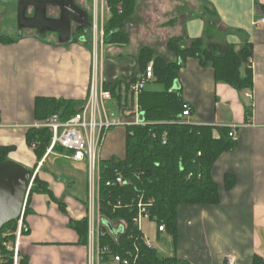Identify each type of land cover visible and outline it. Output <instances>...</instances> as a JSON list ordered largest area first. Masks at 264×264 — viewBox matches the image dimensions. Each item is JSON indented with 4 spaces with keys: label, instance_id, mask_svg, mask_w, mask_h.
<instances>
[{
    "label": "crops",
    "instance_id": "crops-1",
    "mask_svg": "<svg viewBox=\"0 0 264 264\" xmlns=\"http://www.w3.org/2000/svg\"><path fill=\"white\" fill-rule=\"evenodd\" d=\"M75 2L88 13L91 23L98 20V36L91 27L78 33L77 42L60 44L59 35L53 32L42 37L35 29H24L20 37L13 36L12 31H17V0H0V148L16 147L8 160L30 171L36 168L38 159L26 138L29 127L38 122L36 99L85 103L96 60L104 84L114 86L139 77L138 56L144 47L173 61L176 56L167 50V44L177 37L203 38L220 55L232 46L239 50L249 43L253 47L252 64H248L253 71L250 91L238 92L217 83L214 70L202 67L195 59L187 60L181 69L178 87L193 107L194 122L217 129L237 127V140L212 171L220 203L179 208L177 236L175 241L171 236L169 257L176 256L183 264H227V255L235 259L234 264H253L255 256L264 259V24L255 26L264 19V0H136L135 13L124 28L129 43L122 47L101 41L100 31L110 18L108 7L101 14L100 0ZM28 15H33L32 9ZM48 16L58 19L59 10L49 8ZM76 27L74 24L72 31ZM3 39L6 42H1ZM148 88L160 89L153 82ZM116 91L127 102L120 117L128 119L134 112V103L129 106L133 98L125 84ZM111 102L116 106L114 99ZM45 166L46 173L38 176L50 194L30 196L25 218L28 231L21 241L22 261L91 264L89 239L82 243L73 227V222L87 215L88 181L82 194H69L66 184ZM227 175L235 181L230 190Z\"/></svg>",
    "mask_w": 264,
    "mask_h": 264
},
{
    "label": "trees",
    "instance_id": "trees-1",
    "mask_svg": "<svg viewBox=\"0 0 264 264\" xmlns=\"http://www.w3.org/2000/svg\"><path fill=\"white\" fill-rule=\"evenodd\" d=\"M110 12V18L103 28L105 45L125 46L129 43V35L124 31L125 26L133 17L136 0H105ZM122 4L120 12L118 6ZM208 32V30H207ZM76 42L78 39L75 40ZM1 42H6L4 39ZM13 42V40H10ZM167 50L176 56L169 59L157 56L152 49L142 48L138 56V65L144 71L147 65L154 62V81L160 89L147 88L139 97V108L144 114L147 123L142 126H128L124 133L123 155L115 159H104L101 164V212L104 218V237L101 239L102 250L108 249L101 255V264H110L111 258L117 255H126L133 250L134 243L140 246V260L138 264H183L176 256H160L156 249L150 250L144 241L142 233L133 223L134 212L126 208L136 195V189L145 192L148 199L154 201L150 208L151 218L158 226H165L166 233L176 240L178 210L182 206L217 205L220 203L219 186L213 179L212 171L220 156L234 149L236 142L230 137V127L217 129L207 125H189L184 123L182 113L187 103L178 87L181 69L189 59L197 60L202 67H210L215 72L217 83L230 85L238 92L253 89V71L248 68L253 56V47L247 43L239 50L231 47L224 55H220L217 48L206 44L203 38L187 40L177 37L167 44ZM138 77L129 81H118L114 86L104 84L106 90L113 93L116 107L120 111L125 109L127 102H123L118 94L117 87L130 85ZM133 98V97H132ZM84 103L76 101H61L54 98H37L35 102L36 119L44 121L56 113H61L66 120L74 116ZM192 108V113L193 107ZM133 115L130 114L128 118ZM193 115V114H192ZM194 122L193 118L190 119ZM183 121V122H182ZM166 134L167 143L163 137ZM27 144L39 163L45 159L51 146L52 134L47 129L29 128ZM15 146L0 148V164L8 160ZM68 155L70 154L69 151ZM66 150L56 147L54 154L66 157ZM50 156V155H49ZM48 156V157H49ZM47 157V158H48ZM46 158V160H47ZM44 161V164L46 163ZM43 164V165H44ZM35 169L31 170L32 176ZM120 172L130 181L125 187H108L109 180ZM235 185L234 179L227 175V189ZM48 193V185L42 182L37 175L30 196L34 193ZM123 201V208L114 210L113 205ZM112 204V205H110ZM124 222L127 225L126 233L118 242L114 239L112 225ZM17 222L6 225L0 232L16 230ZM73 227L80 236L82 243L87 244L89 239L88 220L73 222ZM21 264H27L21 260ZM188 264V263H185ZM253 264H264V259L255 256Z\"/></svg>",
    "mask_w": 264,
    "mask_h": 264
},
{
    "label": "built area",
    "instance_id": "built-area-1",
    "mask_svg": "<svg viewBox=\"0 0 264 264\" xmlns=\"http://www.w3.org/2000/svg\"><path fill=\"white\" fill-rule=\"evenodd\" d=\"M105 3V0H102ZM118 10L122 12L123 6L120 4ZM98 20L92 23L94 33L98 36L99 28ZM264 24V19L255 23V26ZM100 33V32H99ZM101 41H103V31L100 33ZM252 64V61H250ZM154 62L151 61L146 69L142 71L136 82L130 85V94L135 101L134 112L129 119H118L112 114L110 115L106 103L113 100L111 91H108L104 87V80L101 77L100 65L97 60L93 67L91 84L88 97L84 105L78 110V112L69 119H62L61 113L53 114L44 121H38L31 125L29 128L35 129H47L52 134L51 146L45 156V159L39 163L35 170L32 180L29 185L28 197L22 211L20 218L16 221L17 227L14 231H6L1 235L0 240V264H21V241L24 234L28 231V227L25 221L26 208L30 192L34 186L35 178L39 174L43 167L46 158L54 154L56 147H62L70 154L66 156L67 159L78 163H85L87 165V181H88V208L86 219L89 224V242L92 248L93 255L91 256V264H101V255L108 251L102 250L100 247L101 239L104 237L103 227H105V220L102 217L101 212V164L104 160L103 150L106 141L108 131L116 127H128V126H144L147 123L145 120L140 121V115L143 114L139 108V97L148 88V86L154 81ZM192 108L189 104L184 105L182 116L187 120L184 123L189 125H200L190 119L192 118ZM144 118V114H143ZM183 122V121H182ZM230 137L237 140V127H231ZM164 144L167 143L166 134L163 137ZM36 148V144H33L32 150ZM130 184V181L125 177L123 173L117 172L114 179L107 182L108 187H125ZM112 205V204H110ZM123 201L119 200L113 205L114 210L123 208ZM154 205L152 199H148L146 194L142 190L136 189V195L127 203L126 208L132 210L135 214L133 218L134 225L142 233L141 224L144 220L151 222L150 208ZM156 223V222H153ZM127 225L124 222L112 225L114 239L116 242L125 235ZM157 233H166L165 226L157 225ZM147 247L150 250H154L155 246L151 241H146ZM140 246L138 243H134L133 250L127 251L126 255H117L114 257L116 264H138L140 260ZM227 264H234L235 259L230 255L225 257Z\"/></svg>",
    "mask_w": 264,
    "mask_h": 264
},
{
    "label": "water",
    "instance_id": "water-1",
    "mask_svg": "<svg viewBox=\"0 0 264 264\" xmlns=\"http://www.w3.org/2000/svg\"><path fill=\"white\" fill-rule=\"evenodd\" d=\"M49 8L59 10L58 19L49 18ZM29 9L33 10L32 16L28 15ZM74 24L77 27L72 31ZM18 25L20 34L24 29H35L42 37L53 32L59 35L60 44H68L79 32L88 31L92 23L75 0H18ZM139 119L144 120L143 114ZM31 180L32 173L25 166L11 160L0 164V232L20 218Z\"/></svg>",
    "mask_w": 264,
    "mask_h": 264
},
{
    "label": "rangeland",
    "instance_id": "rangeland-1",
    "mask_svg": "<svg viewBox=\"0 0 264 264\" xmlns=\"http://www.w3.org/2000/svg\"><path fill=\"white\" fill-rule=\"evenodd\" d=\"M92 4V1H91ZM100 10L101 14L103 10L107 12V4L103 3L100 0ZM17 10H18V0H17ZM104 18V17H103ZM15 19V17H14ZM12 23L15 24V20H12ZM16 29L17 31H12L13 36L16 38L20 37L21 34L19 32L18 25V14L16 19ZM101 32V31H100ZM101 35V34H100ZM87 36L90 38L91 34L87 33ZM129 106L132 105L134 99L129 101ZM135 105V104H134ZM106 108L109 114H114L118 119H125L124 117H120L121 111L118 107L114 105L113 102H107ZM123 113V112H122ZM126 127H112L106 136V141L103 150V157L106 159L113 158L117 155H123V138ZM67 152V151H66ZM60 154H52L48 161H46V168L50 169V173L56 176L59 181H62L67 186V192L71 194L72 192L77 194H82L86 189L87 182V165L85 163H78L72 160L67 159L66 157H60ZM68 155V152L66 153ZM116 157L115 159H118ZM58 159V160H57ZM57 160V162H56ZM45 174L46 169L41 168L40 174ZM39 174V175H40ZM70 187H72L70 189ZM33 195V194H32ZM142 232L144 233V238L146 241H151L155 246L156 251L160 256H169L171 251L173 250L172 238L169 234H162L161 239L158 238L159 234L157 233V224L153 223L149 220H144L141 224ZM110 264H116L114 260L111 258Z\"/></svg>",
    "mask_w": 264,
    "mask_h": 264
}]
</instances>
